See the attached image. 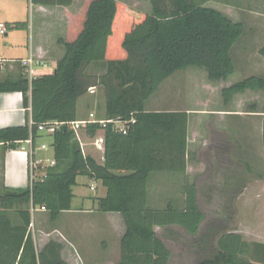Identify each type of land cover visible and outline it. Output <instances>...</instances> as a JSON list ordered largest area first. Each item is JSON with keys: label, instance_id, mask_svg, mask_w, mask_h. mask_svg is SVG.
Listing matches in <instances>:
<instances>
[{"label": "trees", "instance_id": "16d2710c", "mask_svg": "<svg viewBox=\"0 0 264 264\" xmlns=\"http://www.w3.org/2000/svg\"><path fill=\"white\" fill-rule=\"evenodd\" d=\"M71 1L32 0L48 6H69ZM148 1L151 12L137 16L117 0H85L84 12L70 19L66 37L57 40L64 55L52 74L29 81L20 68L16 75L0 80V94L22 95L28 117L22 126L0 129L3 153L20 149L30 138L35 152L40 124L77 121V101L92 87L104 93L105 118L135 119L125 135L97 124L82 130L87 139L101 132L103 160L83 154L68 128L55 131L51 143L55 165L31 179L26 188H4L0 194V264H67L60 243L50 240L38 249L30 229L31 209L44 208L55 222L71 210L72 189L79 176L99 181L105 188L97 211L117 213L124 221L116 264H170L171 252L155 227L171 230L174 237L173 228H180L190 236L193 264H255L247 257L250 244L233 228V204L252 172L247 163L238 162L244 170H235L234 180L223 179L219 186L223 205L218 216L207 222L197 205L195 182L181 186L180 203L172 199L154 208L148 200V179L162 170L160 164L175 158L184 165L188 117L181 111H149L147 102L165 81L190 67L203 69L212 82L228 79L235 72L231 51L244 26L205 7L210 0ZM15 27L24 29L26 22ZM259 53L264 65V45ZM90 65L101 69V74L87 73ZM246 91L264 92V76L224 87L223 104L228 106L235 95ZM262 113L264 149V105ZM217 145L219 157L230 153L226 140ZM28 154L31 157L29 150ZM228 162L236 169V163Z\"/></svg>", "mask_w": 264, "mask_h": 264}, {"label": "crops", "instance_id": "0c3cea01", "mask_svg": "<svg viewBox=\"0 0 264 264\" xmlns=\"http://www.w3.org/2000/svg\"><path fill=\"white\" fill-rule=\"evenodd\" d=\"M26 1L30 3V12L27 20L8 19L10 23L6 22L5 25L10 29L16 28L15 25L17 23L26 22L24 29H16H23L27 32L28 38L25 43L28 51L27 58L32 56L39 60L40 65L37 66L38 76L52 74L55 71L57 62L64 55V48L57 44V40L66 37L70 19L84 12L85 0H72L69 6H48L33 3L32 0ZM7 10V8H0V14L2 12L9 13ZM232 10L234 11L233 7H230V12ZM10 14H13V12ZM227 17L243 24L244 31L242 35H245L243 39H247L251 47L241 50L242 53L237 59L234 55L235 47L233 46L232 55L236 60V64L234 65L235 72L226 80L217 82L209 81L206 72L203 69H196V67H190V69L195 68L196 70H187L189 69L187 68L188 73L185 75L179 74V77L184 78L186 89L190 92L194 88H197V86L206 91L207 97H201L200 104L206 106L212 104L215 106L211 109L196 108L194 107L197 104V102H195L196 104L194 103L196 96L192 97V94H188L184 109L164 110L181 111L187 114V153L185 155L184 165L177 163L175 158L172 160L168 158L165 164H160L158 167L162 168V170L157 169V171L150 174L148 179L149 202L175 199L177 195L176 188H179L178 193L182 197L180 194L181 186L185 183H196L197 181H194L196 173L201 175L199 178L204 179V182L214 179L216 166L213 164V157L218 162V168L222 170L223 166L220 164L219 153L216 150L218 145L214 149L211 139V143L207 141L206 135L208 133L205 125L208 126L209 132L214 135L226 131L230 136H239L241 130L237 124L245 119L250 123L249 126L251 127L246 128L249 132L248 135L254 134L258 138L262 136L264 92L246 91L245 93L235 95L229 105L225 106L221 97V90L224 87L236 83L237 78L264 76L263 57L259 53V50L264 45V18L263 16L253 17L246 23L238 18H232V16ZM2 36H5V38L0 43V61L7 62L8 67L4 72H0V80L6 76L16 75L21 70L16 61L23 59L21 57H6L4 55V49L15 50L21 44L18 42L13 43L8 38L7 32ZM93 67L96 68L97 66L90 65L87 71ZM194 73L199 74L202 78L201 84H197L196 87H194L196 81L193 77ZM99 90L102 91L99 88L96 89V91ZM243 95L250 97L253 102H255L257 97L260 100L252 103L250 110L247 112H241L238 108L235 109L234 105L235 100ZM147 110L159 112V110ZM86 117L83 118L80 115L77 106L76 120H83ZM27 121L28 117L22 106V95L20 93L0 94V129L22 126ZM51 143L52 137L48 136L45 132H38L34 158L36 152H41V157L37 160H41L44 166L36 170L35 176L37 177L43 175L44 170L47 169L45 161L47 159H53ZM41 145L48 146L47 150H40ZM245 147L249 149V153H255L253 145L250 142L247 141ZM245 147L237 143L235 150H232L231 158L229 159L233 165L236 163V169L232 166L231 175H225L223 173L224 170L221 171L220 173L222 174L219 173L217 175L220 176L221 182L225 178L224 175L226 179L234 180L235 170L238 173L240 172L241 169L238 162L242 161V157L238 152ZM28 148L29 146L27 144L22 143L20 149L3 153L0 147V153L2 154V161H0V180L3 189H21L29 185L32 179V173L30 170L31 157L28 154ZM49 150L51 151V155L50 157H46L47 154L45 153ZM92 151V154L87 153L101 160L100 153L95 149ZM200 152H202L201 156L199 154ZM256 154L264 158V153L259 149V146ZM226 170L228 171V168ZM116 174H125V172H117ZM255 176L256 178L249 179L244 189L236 197L233 228L236 234H239L245 242L250 244V249L247 253L248 259L255 264H264V175L258 172ZM73 191L72 189L73 198L71 201V210L61 213L55 222L59 224L61 217H66V219L61 220L59 225L51 222L46 212L38 211L39 215L35 221L38 222L40 218L48 217V222H46L45 226H38L35 230L38 234L36 241L38 249L40 250L47 242L53 240L62 245L61 257L67 264H116L120 258V240L126 230L122 217L117 213H100L94 204L90 209H84L81 203L80 208L77 207V209H74L73 201L75 194ZM209 193H211L209 189L203 190L204 195L207 196ZM105 194L106 190L103 188V193L99 198H103ZM197 195L199 196L200 194L198 193ZM76 215L77 217L75 219L68 218L69 216ZM77 219L79 220L77 221ZM33 221L34 217L32 214V224H34ZM173 229L175 231L176 227ZM154 230L157 234L164 235V241L165 239L172 240L174 238L171 230L165 232L160 227H155ZM87 235H89V238H87Z\"/></svg>", "mask_w": 264, "mask_h": 264}, {"label": "rangeland", "instance_id": "374dc122", "mask_svg": "<svg viewBox=\"0 0 264 264\" xmlns=\"http://www.w3.org/2000/svg\"><path fill=\"white\" fill-rule=\"evenodd\" d=\"M121 3H123L127 10L128 13L132 15H137L139 13H150L151 12V5L148 0H117ZM205 7H210L213 8L224 15L227 16H232V18H238L241 21H245L246 23L249 22L253 17H260L263 16L264 18V0H210L207 3L204 4ZM230 7H233L234 11L232 10L230 12ZM0 8H7L9 13H4L2 12L0 14V23L5 24L6 22H9L8 19L12 20H20V21H26L27 18L29 17V12H30V3L29 1L26 0H0ZM13 14H10L12 13ZM9 15V16H8ZM13 15V16H12ZM78 16V15H77ZM11 17V18H10ZM13 17V18H12ZM10 23V22H9ZM8 38H10L13 43H19L21 44L20 47L16 48L15 50H7L4 49V55L6 57H21L23 59L27 58V49L25 47L26 39L28 38L27 32L23 29H16V28H8L7 30ZM245 35H242L241 38L238 40V42L234 45L235 51L234 55L238 59L240 54L242 53L241 50L245 48H250V44L247 41V39H243ZM5 36H0V43L4 41ZM237 46V47H236ZM233 47V48H234ZM233 50V49H232ZM232 55V51H231ZM233 58V55H232ZM236 60L233 58L234 65L236 64ZM197 69V68H196ZM195 68H189L187 70H196ZM187 70L177 72L175 77H172L171 79H168L165 81L157 93L152 96L149 101L146 104L147 109L151 110H159V111H164V110H175V109H184L186 107V98L188 94H192V97H195L194 103L197 102L196 108L199 109H211L214 108L215 105L209 104L208 106L201 103V97H207L206 91L201 89L200 87L197 86V84H201V76L199 74L194 73L193 77L196 79L194 83V87L197 86V88H194L191 92L186 89V84L185 80L183 77H179L180 75H185L188 73ZM187 71V72H186ZM101 69L99 68H89V73L90 75H99L101 74ZM173 75V76H174ZM244 78H237L236 81H240ZM98 89V88H97ZM200 99V100H199ZM78 112L80 115L84 118L85 116L88 115V113L91 111L92 113H95L96 117L101 119L105 117V98H104V93L103 91H96L93 95H90L86 93L85 95L81 96L78 99ZM257 101L260 100L258 97L256 98ZM251 101V98L248 97L247 95H243L241 97H238V99L235 100V109H239L241 112H247L250 110V105L252 103H256ZM200 102V103H199ZM238 127L241 130L240 135L238 136H230L226 131L221 134H211L209 132L208 126L205 125L207 128V133L206 139L209 141V143L213 144V148L217 146V143L220 141L226 140L227 143L229 144L228 149L230 150V153L225 155L224 157H219L221 160H223V163H220L223 167L222 170L218 168V162L215 160L213 157V164L216 166L215 168V176L214 179H210V181L204 182V179L199 178L201 175L199 173H196L195 180L197 181V190L198 193L200 194L199 196L197 195V205L198 208L204 213L205 215V220L206 222L208 220H211L213 217L218 216L219 210L221 209V206L223 205V199L224 196L223 194L219 191L220 188L219 186L221 185V178L220 176H217L221 171L226 175H228V171L226 170L228 167L230 171H232V166H230V161L228 162L229 158H231L232 150H235V146L237 143L239 145H242V147L247 144V141L250 142V144L253 145V150L255 153L251 154L249 153V149L245 147L238 153L242 157V162L248 163L250 168L252 169L251 174L248 175L249 179H254L256 178V174L258 172L262 173L264 175V158L261 157L260 155H257V149L259 146V149L262 150L264 153V149L262 147V137L258 138V136L251 134L248 135L249 132L246 130V128H251L249 125L250 123L246 121L245 119L239 122L237 124ZM246 134V135H245ZM97 135H101V132H98ZM81 140H83L86 144H88V139L84 138L82 133L80 132L79 134ZM211 139V141H210ZM259 139V143H258ZM83 150L85 153H90L92 154L94 150L92 146H84ZM260 152V151H259ZM261 153V152H260ZM41 152H36L35 159H39L41 157ZM45 154H47L46 157H50L51 151H47ZM200 156L202 155V152L199 153ZM204 155V153H203ZM47 159V158H46ZM45 159V160H46ZM220 160V161H221ZM0 161H2V154L0 153ZM244 162V163H245ZM228 163V164H227ZM229 165V166H228ZM41 166H44L43 164ZM242 170H244V167H240ZM220 171H219V170ZM37 169H35L36 172ZM222 174V173H220ZM224 175V177H226ZM37 177V176H36ZM212 181V182H211ZM77 185L73 188V192L75 194V199L73 201V207L74 209H77V207H81L80 204L82 203L84 209H90L91 206L94 204L97 206V200L103 193V187L99 183V181H96L94 179L88 178V177H83L79 176L77 177ZM94 185L96 190L91 191L89 189L90 186ZM209 189L211 193L209 195H204L203 190ZM3 191V185L0 180V194ZM177 195L175 196L174 200H177V203L181 202V197L179 195V188H176ZM197 193V194H198ZM236 201V199H235ZM167 200H154L149 202L151 207L154 208H161ZM236 202L233 204V210H235ZM38 211H35L33 213L34 217V224L30 227L31 232L37 241L38 239V234L35 232L38 226L42 227L45 226L46 222H48V217L45 218H40L39 221H35L37 216H38ZM76 216H69V219H75ZM79 218V217H78ZM66 219V217H61V220ZM79 219H77L78 221ZM59 223V224H60ZM63 223V222H62ZM233 223H234V217H233ZM57 222H55V225H59ZM62 225V224H61ZM234 225V224H233ZM166 234V233H164ZM86 236V235H85ZM87 238H89V235H87ZM191 240L192 238L185 234V232L178 228L175 230V237L172 240L165 239V244L169 248L171 252V260L170 264H193V256H192V251H191Z\"/></svg>", "mask_w": 264, "mask_h": 264}, {"label": "built area", "instance_id": "2783aa9c", "mask_svg": "<svg viewBox=\"0 0 264 264\" xmlns=\"http://www.w3.org/2000/svg\"><path fill=\"white\" fill-rule=\"evenodd\" d=\"M7 26L3 23H0V35H5L7 32ZM10 63V62H9ZM16 63L19 65V67L23 70L24 76L31 81L33 78H35L37 74V66L40 65V62L38 59L33 58L32 56L21 59L19 61H16ZM8 63L5 61H0V72H4L7 70ZM96 87L89 88L87 93L94 94L96 92ZM135 123V119L131 117L130 119H123L120 117L117 118H97L95 113H89L87 117L83 120H77L74 122H70L68 124H65L66 128H68L74 135L75 140L80 146V149L82 150L83 154H86L83 150V147L86 145H90L98 151L101 155V160H103V152H104V138L102 135H96L93 138L88 139V144H86L83 140H81L79 134L82 132L83 129L87 128L91 125H99L101 128H106L107 126L111 127V130L117 133H121L122 135H125L128 131V128ZM64 125L63 123L58 122H48L45 124L38 125V132H45L48 136L52 137L56 130H59L60 126ZM29 146L28 150L31 154V162H30V170H31V178H35V169L42 168V161L36 160L34 158V152L31 149V138L24 142ZM48 146L41 145L40 150L45 151L47 150ZM46 167L50 168L55 165L54 159L52 160H46ZM45 171V170H44ZM45 174V172L43 173ZM89 189L91 191H95L96 188L94 185L90 186ZM35 211H44V208H37V209H31L32 214L35 213ZM32 226V224H31Z\"/></svg>", "mask_w": 264, "mask_h": 264}, {"label": "water", "instance_id": "95a60500", "mask_svg": "<svg viewBox=\"0 0 264 264\" xmlns=\"http://www.w3.org/2000/svg\"><path fill=\"white\" fill-rule=\"evenodd\" d=\"M59 130L60 131H65L66 130V126L65 125L60 126Z\"/></svg>", "mask_w": 264, "mask_h": 264}]
</instances>
